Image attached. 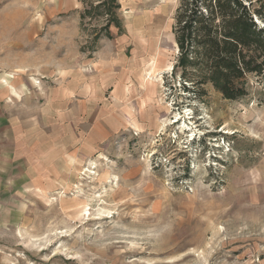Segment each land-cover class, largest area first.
I'll list each match as a JSON object with an SVG mask.
<instances>
[{"label": "rangeland", "instance_id": "374dc122", "mask_svg": "<svg viewBox=\"0 0 264 264\" xmlns=\"http://www.w3.org/2000/svg\"><path fill=\"white\" fill-rule=\"evenodd\" d=\"M178 1L0 0V264H264V74L183 90Z\"/></svg>", "mask_w": 264, "mask_h": 264}, {"label": "trees", "instance_id": "16d2710c", "mask_svg": "<svg viewBox=\"0 0 264 264\" xmlns=\"http://www.w3.org/2000/svg\"><path fill=\"white\" fill-rule=\"evenodd\" d=\"M174 36L175 69L187 92L208 79L224 99L240 101L248 96L247 77L264 74L263 0H179ZM188 70L200 79L191 81Z\"/></svg>", "mask_w": 264, "mask_h": 264}]
</instances>
